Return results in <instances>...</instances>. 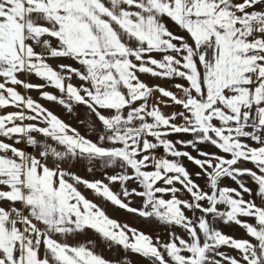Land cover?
<instances>
[{"label": "snow or ice", "instance_id": "snow-or-ice-1", "mask_svg": "<svg viewBox=\"0 0 264 264\" xmlns=\"http://www.w3.org/2000/svg\"><path fill=\"white\" fill-rule=\"evenodd\" d=\"M130 255L264 264V0H0V264Z\"/></svg>", "mask_w": 264, "mask_h": 264}, {"label": "rangeland", "instance_id": "rangeland-1", "mask_svg": "<svg viewBox=\"0 0 264 264\" xmlns=\"http://www.w3.org/2000/svg\"><path fill=\"white\" fill-rule=\"evenodd\" d=\"M147 81L150 84H156L157 82H162L163 86L169 87L168 82H163V81H161L159 79H156V78L147 77ZM72 82L73 83H78V81L75 80V79ZM166 109H165V112H171L173 110L170 107H167ZM68 123H70L74 127L79 128V130L81 131L82 134L85 133V131H86L85 127L82 126V125H80L78 123V121H76L75 119H73L70 116L68 117ZM171 138L172 139H176V137H171ZM183 138L187 139L189 137H183ZM208 150L215 151V149H208ZM248 166L251 167V165H248ZM189 168H190V171H196V169L192 168L191 165H189ZM73 170L76 171V172H78V174H80V175H82V176H84L85 178H88V179L101 178V173L99 171H97L95 174L88 173L86 171V168L84 166H81V165H77V167L74 168ZM197 182L198 183H201V184L204 183L203 180H199ZM226 183H230V182L229 181H226ZM233 186H235V185H233ZM114 187H118V185L117 186H114ZM104 206L106 207V209L109 212V214L112 215V216H114L115 218H118L121 221L133 222L134 223V221L132 220V215L131 214H128V213L124 212L123 210H115L111 205H104ZM219 226L222 227L223 230H224V232L227 233V234H231V235H234L236 237H242L244 235V233L242 232V230L239 227H237V226H231V227H224L223 225H219ZM156 231H159V229H157ZM225 251L226 252H229V254H234V253H231L227 249H225ZM104 255L106 257L111 258V259H118L120 256L123 255V253H118L117 251H112V252L105 251ZM129 258L133 262V264H135V262L138 261V259H139L138 257H136L134 255H130Z\"/></svg>", "mask_w": 264, "mask_h": 264}, {"label": "crops", "instance_id": "crops-1", "mask_svg": "<svg viewBox=\"0 0 264 264\" xmlns=\"http://www.w3.org/2000/svg\"><path fill=\"white\" fill-rule=\"evenodd\" d=\"M51 63H52L53 66L55 67L58 63H70V61H58V60H53V61H51ZM142 78L145 79V80H147V76L142 77ZM157 81H158V80H157ZM31 82H32V83H35V84L42 83V81H40L39 79H37V78H35V77H32V78H31ZM156 84H162V82H157ZM162 85H163V84H162ZM47 90L50 91V92L55 91V90L52 89V88H48ZM20 91L24 92L25 90L20 89ZM28 94H30V95H31L32 97H34V98H38V96H39V93H38L37 91H35V90L31 91V92L28 93ZM40 102L43 103L46 107H49L50 109H52L57 115L61 116L66 122H68V117H69V115H67V114L65 113V110H64L63 108H61V107H59L58 105L53 104V103H51V102H46V101H43V100H41ZM165 109H166V108H163L164 111H165ZM13 110H15V109L9 108V109H7L6 111H13ZM166 110H167V109H166ZM22 147H23V145H22Z\"/></svg>", "mask_w": 264, "mask_h": 264}]
</instances>
